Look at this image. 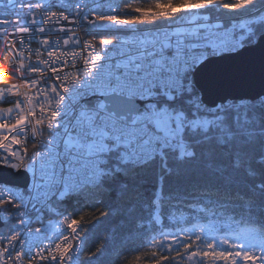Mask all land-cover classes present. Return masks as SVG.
Here are the masks:
<instances>
[{"label":"snow or ice","instance_id":"1","mask_svg":"<svg viewBox=\"0 0 264 264\" xmlns=\"http://www.w3.org/2000/svg\"><path fill=\"white\" fill-rule=\"evenodd\" d=\"M15 6L0 264H264V0Z\"/></svg>","mask_w":264,"mask_h":264},{"label":"built area","instance_id":"2","mask_svg":"<svg viewBox=\"0 0 264 264\" xmlns=\"http://www.w3.org/2000/svg\"><path fill=\"white\" fill-rule=\"evenodd\" d=\"M9 2V0H0V13H6L8 11L6 5ZM25 2V0H16V6L15 9L11 12L10 16L5 15L3 18H7L10 19L11 21H13L12 23H9L6 28L4 29V34L7 35L9 33H12L13 30L17 27H22L24 26L23 24V20L26 19L29 15L28 9H24L23 11V17L21 18V23L19 25H17L16 23H14V21L16 20L17 16L21 13V7L20 5L23 4ZM33 0H28V3H32ZM15 44L16 49L19 50L21 45H20V35L19 33H16L13 36H10L9 39V49H11V45ZM3 44V36H0V45ZM32 47L35 48L37 47V44L35 42L32 43ZM18 58L16 57V55L13 53V55L10 57V60L8 62V69L12 70V76H11V80L13 81H21L22 78L19 77L18 75L15 74V70L18 66L17 64ZM3 77L4 79H8V72L5 71L3 73ZM29 79L35 80L37 79V77L32 76L29 77ZM45 83H48V81H45Z\"/></svg>","mask_w":264,"mask_h":264},{"label":"trees","instance_id":"3","mask_svg":"<svg viewBox=\"0 0 264 264\" xmlns=\"http://www.w3.org/2000/svg\"><path fill=\"white\" fill-rule=\"evenodd\" d=\"M107 227H108V222L107 221L104 224L99 225L97 227V230H96L94 235L98 237V240L96 241L95 246L98 247V246H100L101 244L104 243L105 238L108 236V233L105 231V228H107ZM93 250H94V248H93ZM104 264H107V262H104Z\"/></svg>","mask_w":264,"mask_h":264}]
</instances>
